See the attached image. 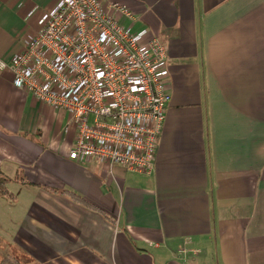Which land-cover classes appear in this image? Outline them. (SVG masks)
<instances>
[{
    "label": "crops",
    "instance_id": "crops-1",
    "mask_svg": "<svg viewBox=\"0 0 264 264\" xmlns=\"http://www.w3.org/2000/svg\"><path fill=\"white\" fill-rule=\"evenodd\" d=\"M104 1L168 48L154 169L69 158L70 115L17 89L10 68L57 0H0V172L13 179L0 196V260L264 264V0Z\"/></svg>",
    "mask_w": 264,
    "mask_h": 264
},
{
    "label": "built area",
    "instance_id": "built-area-1",
    "mask_svg": "<svg viewBox=\"0 0 264 264\" xmlns=\"http://www.w3.org/2000/svg\"><path fill=\"white\" fill-rule=\"evenodd\" d=\"M32 11L29 16H33ZM120 3L57 0L11 60L14 86L76 128L71 160L150 174L171 102L168 48ZM0 59V71L7 69ZM179 251L191 252L186 246Z\"/></svg>",
    "mask_w": 264,
    "mask_h": 264
},
{
    "label": "trees",
    "instance_id": "trees-1",
    "mask_svg": "<svg viewBox=\"0 0 264 264\" xmlns=\"http://www.w3.org/2000/svg\"><path fill=\"white\" fill-rule=\"evenodd\" d=\"M21 181H23V178H19ZM13 179H10L9 177H7L5 174H3L2 172H0V196L1 195H10L11 193L9 192L7 185L12 182ZM61 195L66 196L68 199H70L72 202H74L75 204L88 208V209H92V205L90 203H88L87 201H85L82 197H80L79 195L70 192V191H66V190H61L60 191ZM0 264H23L21 261L19 260H11L8 258H4L0 260Z\"/></svg>",
    "mask_w": 264,
    "mask_h": 264
}]
</instances>
